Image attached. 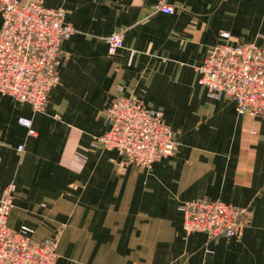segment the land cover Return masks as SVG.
I'll return each instance as SVG.
<instances>
[{
    "label": "crops",
    "instance_id": "obj_1",
    "mask_svg": "<svg viewBox=\"0 0 264 264\" xmlns=\"http://www.w3.org/2000/svg\"><path fill=\"white\" fill-rule=\"evenodd\" d=\"M160 1L174 11L155 10ZM43 4L64 8L74 32L42 112L0 94V197L15 185L9 225L31 228L38 242L56 236L55 264H264V117L208 97L196 70L222 31L231 43L264 46V0ZM119 31L123 47L109 55L105 39ZM118 96L162 112L172 155L125 165L95 143ZM199 199L246 209L247 226L232 237L185 234L179 204Z\"/></svg>",
    "mask_w": 264,
    "mask_h": 264
},
{
    "label": "built area",
    "instance_id": "obj_2",
    "mask_svg": "<svg viewBox=\"0 0 264 264\" xmlns=\"http://www.w3.org/2000/svg\"><path fill=\"white\" fill-rule=\"evenodd\" d=\"M155 10L172 13V5L162 1ZM0 94L26 102L34 112L45 109L49 91L58 82L61 43L74 30L65 22L62 7H46L43 0H0ZM210 47L197 66V83L207 96L227 98L240 115L264 117V46L254 42L231 43L228 31ZM107 52L115 55L123 47V34L106 37ZM18 123L28 135L36 132L31 119L20 116ZM108 128L95 137L102 149H116L125 165L150 168L172 155L177 142L174 131L159 110L148 108L131 97L118 96L106 111ZM21 151L23 144L18 145ZM15 185L8 183L0 197V264H55L58 238L34 241L32 229H17L9 223ZM185 234L203 232L208 238L238 235L247 226L248 211L222 200H187L179 204Z\"/></svg>",
    "mask_w": 264,
    "mask_h": 264
}]
</instances>
